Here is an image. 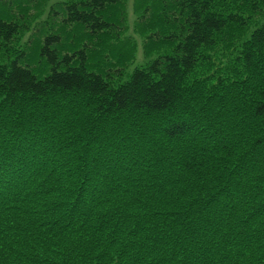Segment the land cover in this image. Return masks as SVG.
I'll list each match as a JSON object with an SVG mask.
<instances>
[{
	"label": "trees",
	"instance_id": "16d2710c",
	"mask_svg": "<svg viewBox=\"0 0 264 264\" xmlns=\"http://www.w3.org/2000/svg\"><path fill=\"white\" fill-rule=\"evenodd\" d=\"M60 3L0 62V264H264V0H134L128 74L124 0Z\"/></svg>",
	"mask_w": 264,
	"mask_h": 264
},
{
	"label": "rangeland",
	"instance_id": "374dc122",
	"mask_svg": "<svg viewBox=\"0 0 264 264\" xmlns=\"http://www.w3.org/2000/svg\"><path fill=\"white\" fill-rule=\"evenodd\" d=\"M61 1L62 0H45V4L40 11L35 13V10H32L31 14L35 15V21L30 23V27H28L27 23L26 27L15 37L14 41L10 45L13 49V52L5 53L2 51L0 53V62L6 61L9 57L12 58L14 54H17L19 52L31 51L35 39L39 37V31H42V28L45 26V24H55L57 22L56 19L52 20V18H54L52 12L54 10H59ZM123 11V26L119 32V39L114 44L121 47L122 49H126L127 51L132 48L130 53L133 54V57L127 63V69L125 70V73L128 74L136 68L145 66L151 59L156 57L157 54L164 52L168 46L160 45L146 48V34L144 33V31L143 33H141L137 27L139 14L135 11L134 0H124ZM220 54L225 57V54ZM97 71L98 70H96V72Z\"/></svg>",
	"mask_w": 264,
	"mask_h": 264
}]
</instances>
